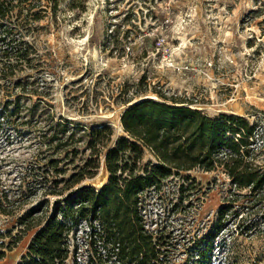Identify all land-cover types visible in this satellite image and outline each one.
Listing matches in <instances>:
<instances>
[{"label": "rangeland", "instance_id": "obj_1", "mask_svg": "<svg viewBox=\"0 0 264 264\" xmlns=\"http://www.w3.org/2000/svg\"><path fill=\"white\" fill-rule=\"evenodd\" d=\"M33 1L28 17L39 19L28 21L27 39L36 68L18 73L31 93L19 99L20 118L0 117V197L13 208L0 213V231L15 234L18 218L41 204L34 177L46 158H57L68 178L91 157L90 137L81 129L107 125L113 136L94 177L74 187L100 189L109 177L107 156L125 135L122 112L154 96L151 88L193 102L211 117H246L256 125L253 142L264 164V0H29L22 14ZM51 120L68 125L70 144L58 149L43 142ZM149 161L155 158L145 150L143 162ZM190 174L197 188L188 195L176 177L142 194L146 227L160 242L163 264H204L205 247L209 264H264V209H248L240 200L236 218L228 212L214 226L218 210L233 199L229 178L220 169ZM48 200L51 209L54 198ZM39 229L27 231L0 264H18ZM99 229L95 221L78 223L66 264H121Z\"/></svg>", "mask_w": 264, "mask_h": 264}, {"label": "trees", "instance_id": "obj_2", "mask_svg": "<svg viewBox=\"0 0 264 264\" xmlns=\"http://www.w3.org/2000/svg\"><path fill=\"white\" fill-rule=\"evenodd\" d=\"M28 1L0 0V117L5 121L21 117L19 99L31 93L28 82L18 78V73L36 68V50L27 35L31 26L28 21L39 16L28 17L35 1L29 3L27 14H22ZM151 91L156 97L137 99L122 112L125 135L118 138L107 156L109 177L100 189L74 187L86 177H94L101 150L113 136L111 127L81 129L90 137L86 148L91 157L68 178L63 177L66 170L59 167L57 158H46L34 177L43 200L35 211L18 218L15 234L0 231V259L27 231L40 226L18 264H66L71 252L70 235L81 220H86L99 225L97 235L115 249L121 264H163L160 242L146 227L142 194L150 188L159 190L164 182L176 177L181 181L179 189L188 195L197 188L190 174L195 170L220 169L229 178L233 199L218 210L212 220L214 226L228 212L236 218L234 208L240 200L248 209H264V164L259 162V148L253 142L256 125L234 113L211 117L193 107V102L156 88ZM49 127L50 133L42 134L47 147L59 149L70 144L74 133L66 135L67 124L51 120ZM145 150L155 162H143ZM49 196L54 198L51 209ZM11 202L7 196L0 197L1 214L13 213ZM6 237L8 241L3 240ZM200 254L204 264H209L210 249L205 247ZM73 264L79 263L74 260Z\"/></svg>", "mask_w": 264, "mask_h": 264}, {"label": "bare ground", "instance_id": "obj_3", "mask_svg": "<svg viewBox=\"0 0 264 264\" xmlns=\"http://www.w3.org/2000/svg\"><path fill=\"white\" fill-rule=\"evenodd\" d=\"M150 97H153V96H150ZM144 98V97H143Z\"/></svg>", "mask_w": 264, "mask_h": 264}]
</instances>
